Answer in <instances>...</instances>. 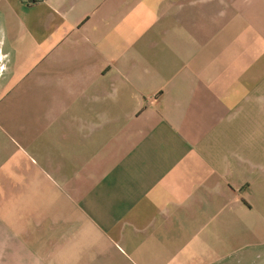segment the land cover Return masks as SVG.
I'll use <instances>...</instances> for the list:
<instances>
[{"label":"crops","instance_id":"obj_1","mask_svg":"<svg viewBox=\"0 0 264 264\" xmlns=\"http://www.w3.org/2000/svg\"><path fill=\"white\" fill-rule=\"evenodd\" d=\"M0 264H264V0H0Z\"/></svg>","mask_w":264,"mask_h":264},{"label":"built area","instance_id":"obj_2","mask_svg":"<svg viewBox=\"0 0 264 264\" xmlns=\"http://www.w3.org/2000/svg\"><path fill=\"white\" fill-rule=\"evenodd\" d=\"M21 1L24 2V3H30V2H32L34 0H21Z\"/></svg>","mask_w":264,"mask_h":264}]
</instances>
